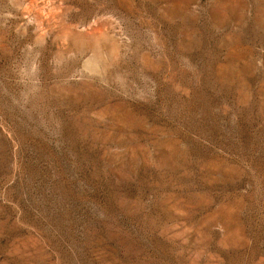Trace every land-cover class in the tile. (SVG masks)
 Instances as JSON below:
<instances>
[{"label":"rangeland","instance_id":"374dc122","mask_svg":"<svg viewBox=\"0 0 264 264\" xmlns=\"http://www.w3.org/2000/svg\"><path fill=\"white\" fill-rule=\"evenodd\" d=\"M0 264H264V0H0Z\"/></svg>","mask_w":264,"mask_h":264}]
</instances>
